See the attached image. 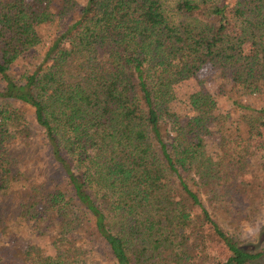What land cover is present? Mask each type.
<instances>
[{
  "label": "trees",
  "instance_id": "obj_1",
  "mask_svg": "<svg viewBox=\"0 0 264 264\" xmlns=\"http://www.w3.org/2000/svg\"><path fill=\"white\" fill-rule=\"evenodd\" d=\"M53 23L41 61L16 79L12 66ZM206 65L250 119L218 126ZM262 128L264 0H0V198L17 207L9 224L0 204V255L11 252L0 264H74L78 232L115 264H264V225L246 242L203 198L257 207ZM35 130L50 179L14 153Z\"/></svg>",
  "mask_w": 264,
  "mask_h": 264
},
{
  "label": "rangeland",
  "instance_id": "obj_2",
  "mask_svg": "<svg viewBox=\"0 0 264 264\" xmlns=\"http://www.w3.org/2000/svg\"><path fill=\"white\" fill-rule=\"evenodd\" d=\"M59 29H61V26H58L56 23L48 25L47 27L43 26L42 33L45 39L44 44L38 45L30 51L25 52L12 66L11 73L16 79H21L24 75L31 73L36 68L46 50L47 41L50 36ZM199 79L204 82L205 88L217 99L219 112L224 118L223 120H225L218 126H222L223 129L227 131L226 125L235 127L238 126L240 120L246 121L251 118V115L248 114L246 110L240 109L232 104V100L228 98V91L230 90L231 84L223 81L221 78H217L210 65H206L201 69L199 72ZM233 94L239 102L249 103L253 100L251 97L243 95L241 91H235ZM37 132L35 130L30 138L23 141L24 143L18 144L14 148V153L17 158L20 157V166L29 163L28 165H31L36 175L40 173L37 177L38 179H50L53 173L49 169V156L42 146V138ZM261 132L264 133V128L261 129ZM245 141L247 144L250 143L249 139ZM211 153L213 152L211 151ZM203 198L205 204L213 212L219 223L230 232H238L239 237L246 242H253L260 229L264 228L262 226L264 225V194L259 199L257 207H249L246 205L245 201H242L243 203L240 202L239 205L228 203L220 197L219 192L207 194ZM0 204L8 207L7 217L9 219V224L16 222L17 207L13 202L12 196L10 194L2 196L0 198ZM253 209L255 210L253 211ZM86 234V232H78L77 235H72V238L77 244L76 248L79 254L75 260L71 259L70 261L72 263L74 262V264H115L114 260L107 253L104 245H101L93 238H88ZM1 236L2 232L0 228V237ZM38 241L43 245L44 251L49 254L54 253V248L47 238L41 236L38 237ZM210 248L215 256L221 259L223 258L225 249L217 237H210ZM6 253L11 254V252L7 250L2 252L0 255L1 260L6 258ZM18 264L36 263L33 259H23Z\"/></svg>",
  "mask_w": 264,
  "mask_h": 264
}]
</instances>
